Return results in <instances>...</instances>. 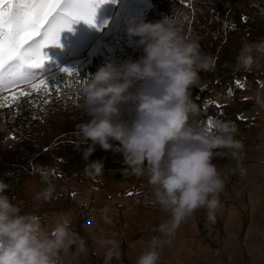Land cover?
<instances>
[{
    "label": "clouds",
    "instance_id": "clouds-1",
    "mask_svg": "<svg viewBox=\"0 0 264 264\" xmlns=\"http://www.w3.org/2000/svg\"><path fill=\"white\" fill-rule=\"evenodd\" d=\"M126 31L138 37L143 54L100 66L81 87L78 107L88 119L74 126V148L86 162L85 174L93 179L102 176L104 168L102 161L89 160L97 145L105 151L118 145L125 174L147 175L155 202L170 213V220L157 229L167 239L153 237L135 264H159L160 249L171 244L194 211L206 209L207 220L215 223L225 187V178L212 162L215 150H228L237 158L244 145L234 138L238 130L229 122H217L214 132L189 124L190 115L198 111L190 89L200 83V72L215 66L195 40L186 38L170 18L154 23L130 20ZM260 57L264 40H245L235 68L252 71ZM82 144L87 147L81 151ZM41 177L46 187L34 200L50 203L57 198L55 185L47 171ZM8 189L0 180V264H58L60 254L77 241L84 251L83 240L70 231L69 219L60 218L47 231L40 216L22 212L20 204L12 202L5 194ZM113 258H119L118 251L110 250L105 264Z\"/></svg>",
    "mask_w": 264,
    "mask_h": 264
},
{
    "label": "trees",
    "instance_id": "trees-1",
    "mask_svg": "<svg viewBox=\"0 0 264 264\" xmlns=\"http://www.w3.org/2000/svg\"><path fill=\"white\" fill-rule=\"evenodd\" d=\"M147 1L150 7L142 21L154 23L170 18L186 38L199 44L203 54L215 60L214 68L200 72V83L190 89L191 100L198 111L195 115H190L189 124L194 128L206 129L211 121L214 125L211 132H214L217 122H229L238 130L234 138L243 143V148L255 144L258 125L250 113L264 97H252L249 87L243 85L240 88L237 82L242 85L246 81L250 86L256 87L263 75L254 70L237 71L235 57L243 41L264 40V21L256 16L259 10H264V5L257 2L248 4L246 0ZM142 54V47L137 46L129 53L116 49L95 55L90 63L78 64L73 68L80 77L68 78L65 73L60 72L47 80L50 85L61 83L59 94L55 90L50 96L46 93H32L31 96L20 97L18 104L0 107V123L4 122L9 130L7 137L0 134V180L9 185L5 194L13 203H19L21 207L37 203L36 206L40 204L46 208L48 203L34 200L35 194L46 187L41 177L42 171L49 173V179L55 185V210L70 207L81 183H95L93 178L85 174L86 162L74 148L77 143V137L73 134L74 126L88 119L78 107L81 102L80 89L100 66L106 63L118 65L128 59L136 60ZM64 79L65 82L62 83ZM214 95H225L227 100L217 103L213 99ZM45 100L49 102L45 103ZM246 113L249 115L243 116ZM85 147L87 145H80L81 151ZM117 147L118 145H114V150L105 151L97 145L89 157L90 161L103 162L102 179L122 180L129 177L124 171L126 165L123 163V156L115 150ZM137 186L138 182H134V187ZM196 212L199 220H202L206 209L200 208ZM202 223L200 221L199 226L204 234L205 227ZM211 225L220 235L217 218ZM70 228L87 245L80 225L70 223ZM206 239L210 240V237ZM211 243L217 246L214 241ZM58 264L97 263L95 258L74 263L59 258Z\"/></svg>",
    "mask_w": 264,
    "mask_h": 264
},
{
    "label": "crops",
    "instance_id": "crops-1",
    "mask_svg": "<svg viewBox=\"0 0 264 264\" xmlns=\"http://www.w3.org/2000/svg\"><path fill=\"white\" fill-rule=\"evenodd\" d=\"M254 71L263 75L255 90L264 97V59L261 57ZM257 105L251 113L257 120V142L243 148L219 196L222 206L216 218L220 235L211 222L199 220L194 211L181 224L171 244H164L160 249V257L165 264H221L225 256L231 257V264H264V99ZM93 186L95 206L108 205L113 199L126 201L144 191L140 182L134 187V183L127 180L110 179L103 181L102 185L94 183ZM137 205L127 204L118 212L104 213L83 225V236L85 238L84 232L88 233L89 239L86 240H91V246L87 242V245L83 244L84 251H80L79 241L71 245L69 252H77L71 254L73 260L69 262L86 260L89 256L84 253L88 247L92 255L104 261L106 254L113 250L118 251L119 258H113L111 263L135 264L136 259L148 250L153 237L163 238L157 231L158 226L170 220V213L155 202L154 193L152 198ZM124 221L129 222L127 228L122 226ZM200 221L205 227L204 234ZM151 226L154 228L151 229ZM212 241L217 246H213Z\"/></svg>",
    "mask_w": 264,
    "mask_h": 264
},
{
    "label": "rangeland",
    "instance_id": "rangeland-1",
    "mask_svg": "<svg viewBox=\"0 0 264 264\" xmlns=\"http://www.w3.org/2000/svg\"><path fill=\"white\" fill-rule=\"evenodd\" d=\"M246 1L248 4H253L256 2L263 3V0H254V1L246 0ZM149 7L150 4L148 3L147 0H117L115 4L111 2L101 4L100 7L96 9V16H95L96 27L90 26L84 23L83 21H79L77 23L71 24V31L69 30L61 31L59 35V47L49 46L44 48L42 51L48 56L49 59L48 61L45 62L43 68L34 71H36L40 75H43L47 81L60 73L59 68L73 69L78 64L86 65L91 62L92 57H94L95 55L102 54L106 51L113 52L116 49H119L120 52L126 51L127 53L134 51L135 47H137V44L135 42L136 39L135 37H129L126 29L129 25L130 20H134L136 23H139L142 20H144L146 12L149 9ZM256 16L258 17L259 20L264 21V10H259ZM105 21H107L106 26L100 27L102 24H104ZM98 27L100 28L99 31L97 30ZM43 76H41L40 79H43L44 78ZM241 84L249 87L250 89L249 93L252 97H258V98L260 97L256 93L255 87L250 86L249 82L243 81ZM21 90L27 91L30 90V88L27 85L21 84L15 88L8 89L7 91H0V101L2 102L4 97H10L13 93H17ZM213 99L217 103H224L227 100V96L214 95ZM256 106L258 105L256 104L255 107ZM255 107L253 108V110L255 109ZM253 110L251 111V113L253 112ZM247 115L249 114L246 113L243 116H247ZM0 134L5 137L9 135V130L4 122L0 123ZM216 152L217 155L214 156L212 162L216 165L221 175L225 179H227V176L229 175L228 173L236 163L238 157L234 158L231 155V153L225 149H218ZM224 153L225 154L227 153L228 156H225ZM122 180L131 181V183L140 182V186L142 187V189H144V191H142L140 194L132 195L129 200L124 201L125 202L124 206L127 204L136 205L134 200L138 198L140 199L141 203L142 201L144 202V200L147 198H152L153 188L152 186H150L148 182L147 175L142 177H136L129 174L128 178H124ZM103 181H106V179H103ZM103 181L101 183H96V185H102ZM94 191L95 190L93 188V195H94ZM75 193H77V191ZM35 204H30V205L26 204L25 207H21L22 212H33L36 215H40V214L43 215L45 217L44 218L45 220L43 219L44 221L42 222L44 227L55 225L57 221L60 220V218L64 217L69 219L71 224H77L78 226L80 225V227L83 228V225L89 224L91 221L104 214V213L97 214L92 219L88 221L86 220L84 221L80 217H78L79 215H77V208L73 204V202L71 203L68 209L61 211L54 209L53 200L50 203H48L46 208H43L45 207L44 205L41 206L39 204L38 206H36ZM29 207L32 208L30 210H27ZM97 207L100 208L101 206H97ZM110 212L112 211L110 210L105 214H108ZM205 216H207V214H204L202 221L207 220L206 219L207 217ZM128 226H129V222H128ZM128 226L126 225L124 228H127ZM47 227H45V229ZM51 229L52 228H47V231H51ZM71 232L73 233V231ZM84 235L85 238L84 236L82 237L85 240L89 239L88 233L84 232ZM87 242L88 245L91 246V240ZM76 252L77 251L71 253L69 252V250L66 253L62 252L60 254V258L66 261L69 260L72 261L73 259L71 257V254H74ZM84 254L85 256H89V257L83 262L95 258V263L105 264V261L103 259L97 258L94 255H92L91 250L88 247L85 249ZM76 259L78 260L77 257ZM109 264H114V263L109 262Z\"/></svg>",
    "mask_w": 264,
    "mask_h": 264
},
{
    "label": "snow or ice",
    "instance_id": "snow-or-ice-1",
    "mask_svg": "<svg viewBox=\"0 0 264 264\" xmlns=\"http://www.w3.org/2000/svg\"><path fill=\"white\" fill-rule=\"evenodd\" d=\"M107 2L115 4L117 0H0V91L21 84L30 88V91L21 90L4 97L0 107L18 104L20 97L32 93L50 96L55 90L59 94L61 83L50 85L43 75L34 71L43 68L49 59L42 50L49 46L59 47L60 32L71 31L73 23L83 21L96 27V9ZM106 24L107 21L100 27ZM59 71L68 78L79 76L74 69L59 68ZM41 76L44 78L40 79ZM237 85L243 87L239 82ZM213 127L210 121L206 130L211 132Z\"/></svg>",
    "mask_w": 264,
    "mask_h": 264
},
{
    "label": "built area",
    "instance_id": "built-area-1",
    "mask_svg": "<svg viewBox=\"0 0 264 264\" xmlns=\"http://www.w3.org/2000/svg\"><path fill=\"white\" fill-rule=\"evenodd\" d=\"M93 180L95 181V183H101L103 181L102 177H97L96 179ZM138 199L134 200V202H138V204L140 205L141 201L140 199L139 200ZM124 203H125L124 201L113 199L109 203V205H103L99 208L94 204L92 185H87V182L81 183L80 188L77 190V203H76L77 215H79L78 217H80L84 221L85 220L88 221L92 219L97 214L107 213L110 210L112 212H118L124 207ZM38 216L41 217L42 222L45 220L44 216L42 215H38ZM122 224L123 227H125L126 225L128 226L127 221H124ZM150 228L153 229L154 226H151ZM262 239H264V234L262 235ZM230 262H231V257L225 256L224 261L221 264H231ZM159 264H165L164 260L161 257L159 260Z\"/></svg>",
    "mask_w": 264,
    "mask_h": 264
},
{
    "label": "bare ground",
    "instance_id": "bare-ground-1",
    "mask_svg": "<svg viewBox=\"0 0 264 264\" xmlns=\"http://www.w3.org/2000/svg\"><path fill=\"white\" fill-rule=\"evenodd\" d=\"M254 1V0H253ZM264 5V0H263V3H261ZM263 14V13H262ZM73 204L76 206V203H77V193L74 194V198H73ZM135 203H138V202H135ZM41 215V214H40ZM43 216V215H42Z\"/></svg>",
    "mask_w": 264,
    "mask_h": 264
}]
</instances>
